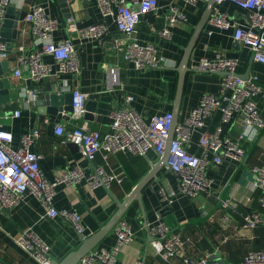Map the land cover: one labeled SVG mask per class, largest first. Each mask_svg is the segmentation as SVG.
<instances>
[{"label":"crops","instance_id":"obj_1","mask_svg":"<svg viewBox=\"0 0 264 264\" xmlns=\"http://www.w3.org/2000/svg\"><path fill=\"white\" fill-rule=\"evenodd\" d=\"M34 2H41L48 14L59 22L52 32L53 40L72 39L79 55L80 70L35 82L27 79L24 69L22 77H14L12 70L18 54L38 47L35 37L28 31L25 18L18 21L17 36L6 42L9 57L2 61L10 70L1 77L5 87L10 90L7 103L11 105L14 96H17V107L6 111L0 103V124L12 133L14 145L19 143L24 133L39 130V137L31 149L40 155L39 166L48 181H55L75 164L80 167L84 177L76 183L57 184L52 205L56 209L78 212L84 226L83 235L88 238L107 226L118 209V202L126 199L160 157L154 150H149L146 155L118 151L110 153L107 158L99 152L90 162L81 156L77 146L62 142V136L55 133L56 125L61 124L65 129L85 126L105 133L110 129L112 112L124 103L126 95L132 96L130 105L145 120L154 114L173 112L177 67L184 47L205 13L207 1L189 4L184 0H157V8L140 18L136 36L141 42L153 43L166 61L158 67L143 70L135 69L129 61H120V83L116 85L109 84L105 68L116 61L110 46L119 32L112 17L102 16L96 0H9L5 7L13 5L16 11L27 12ZM171 5L185 14V20L171 27V40L163 41L157 32L164 25ZM215 9L242 25L250 24L251 10L232 1L214 2L211 11ZM68 17H73L78 27L103 22L106 31L100 38L81 39L74 31L68 30ZM3 18L13 19L14 15L5 9ZM208 19L191 49L189 70L177 113L178 122L187 117L200 97L217 92L219 74L199 71L195 66L201 57L213 59L218 56L237 58V73L243 78L250 77L262 88L253 99L264 119V64L254 59L248 47L233 39V28L213 27ZM43 59L46 62L54 61L50 55H44ZM74 88L87 93L86 104L89 101L93 103L91 118H86L84 113L79 117L70 113L59 121H55V116L51 114H46L44 120H40L34 105L36 99L56 93L60 95L62 104V100ZM28 89L38 91L36 99L30 96ZM15 110H20V114L15 115ZM242 124L239 115L228 123H221L220 111L216 110L202 128L193 130L187 145L189 152L210 158L212 154L205 153L197 145V139L201 132H213L217 127L245 150L240 160L225 157L221 164L208 169L207 175L212 179L209 190L194 197L178 194L170 201L164 199L160 194L161 186L167 190L178 188L177 174L165 165L155 172L157 178L143 184L141 200H133L122 216L133 232V239L119 251L117 264H183L179 256L165 261L154 250L148 224L155 222L158 215L169 228L181 233L183 253L192 258H206L207 264H212L216 257L227 264H238L248 250L264 247V226L258 225L252 229L242 227L243 214L258 206V191L251 189L254 179L252 169L254 166H264V126L255 140L250 142L238 138ZM94 166L103 167V177L111 176L112 179L92 188L86 177L93 173ZM247 197L252 198L250 203H246ZM225 200L231 202L226 208L222 205ZM224 214L230 215L229 221L223 220ZM117 222L105 230L89 251L110 248L114 244ZM27 228L48 246L51 260L61 261L83 243L80 234L66 220L60 216H48L43 203L27 192L17 206L0 213V264H37L32 253L15 242L18 232Z\"/></svg>","mask_w":264,"mask_h":264},{"label":"built area","instance_id":"obj_2","mask_svg":"<svg viewBox=\"0 0 264 264\" xmlns=\"http://www.w3.org/2000/svg\"><path fill=\"white\" fill-rule=\"evenodd\" d=\"M184 1L194 4L199 0ZM220 1L223 0H214V2ZM229 1L251 10L250 24L242 25L228 14L216 9L210 13L209 24L220 29L233 28V39L242 46L248 47L254 59L264 64V0ZM8 2L9 0L0 2V18L3 17L4 7ZM96 2L102 16L112 17L119 32V36L110 46L116 61L105 68L110 85L120 83V61L131 62L138 70L164 64L166 60L159 55L155 45L150 42H141L136 36L140 18L157 8V0H96ZM24 18L28 24V31L35 37L38 47L18 54L12 70L13 76L22 77L24 69L27 72V79L35 82L49 76L78 73L80 59L76 45L70 37L60 41L52 39V32L57 29L59 22L48 14L46 7L41 2H34ZM181 20H185V14L177 7L169 6L166 21L157 32L158 37L163 41L171 40V27ZM66 23L68 30L74 31L81 39L100 38L106 31L103 22L78 27L73 17H68ZM44 55H50L54 61H44ZM8 57L7 44L0 41V62ZM237 66L238 59L232 57L198 59L195 67L199 71L221 73L219 87L216 93L200 97L187 117L174 126L166 168L177 173L178 188L167 190L161 186L160 194L164 199L170 201L178 194L194 197L209 190L212 179L207 175L208 169L221 164L225 157L240 160L244 155L243 147L229 135L222 134L220 127L213 132H201L197 139V145L205 153L212 154L210 158L187 150L193 130L202 128L206 119L214 111H220L221 123L232 121L236 115L242 118V129L238 133L240 140L254 141L264 126V119L253 99L254 95L262 91V88L250 77L245 79L236 75ZM27 92L33 99L37 98L36 89H28ZM71 92V114L79 117L85 112L88 95L78 88L72 89ZM131 100L132 96L126 95L124 103L112 112L110 129L105 133L90 130L85 126L65 129L61 124L56 125L55 133L62 136V142L76 144L81 156L90 162L99 152L107 158L110 153L118 151L146 155L149 150H154L161 157L172 126V112L154 114L145 120L132 108ZM14 114L19 115L20 110H15ZM38 137L39 130L33 129L24 133L19 143L14 145L12 133L0 124V213L17 206L23 196L30 192L43 203L48 216L62 217L77 233L83 234L81 215L76 211L56 209L52 205V197L57 184L76 183L84 177V174L75 164L65 170L55 181H48L39 166L40 155L31 149V145ZM252 172L254 179L251 189L258 191V206L243 214L242 227L246 229H252L264 223V166H254ZM103 174V167L94 166L93 173L87 176L86 180L93 188L99 183H106V180L112 179L111 176L103 177ZM251 201L252 198L247 197L246 203ZM229 204H231L229 200L222 202L225 208ZM223 220L229 221L230 215L224 214ZM148 229L152 237L151 244L163 260L170 261L179 256L183 264H207L206 258H192L183 253L181 233L169 228L159 215L155 222L148 224ZM115 236V242L110 248L92 249L76 264H117L119 251L133 239V232L125 219L118 220ZM15 242L22 249L32 253L37 264H51L48 246L31 229L20 230L15 237ZM238 264H264V248L248 250Z\"/></svg>","mask_w":264,"mask_h":264},{"label":"water","instance_id":"obj_3","mask_svg":"<svg viewBox=\"0 0 264 264\" xmlns=\"http://www.w3.org/2000/svg\"><path fill=\"white\" fill-rule=\"evenodd\" d=\"M60 2H62V0H60ZM213 3H214V0H207V6H206L205 13L201 17L198 25L195 26L194 33L192 34L187 45L184 47V53L180 60L179 66L177 67L178 79H177V85H176L175 95L173 99L172 126L169 131L166 147L164 149L163 154L160 157L159 162L154 164L151 167V170L143 177L141 182L137 184L130 193H128V196L126 197L124 201L118 202L117 211L113 214L107 226L102 231L88 238L84 237L83 234H80V237L83 240V243L81 244V246L78 249L68 253L61 261L52 260L51 264H76L79 261V259L89 251V249L94 245L97 239L105 232V230L106 229L108 230L119 219L122 218L125 210L127 209L129 204L133 200H138V201L141 200V187L143 186V184L153 178H157V175H155V172L159 170L162 166L164 165L166 166V160L169 155V144L174 135V126L178 122L177 113H178L182 95H183V86L185 82L186 73L189 70L188 61H189L191 49L193 47V44L196 41L197 36L203 29V26L207 22V19L209 18V15L213 8ZM5 9L7 11H11V13H13L14 15L13 19H8V18H3V17L0 18V41L8 42L10 39L15 38L17 36L18 21L22 20L25 17L26 12L16 11L13 5L4 7V10ZM9 70H10L9 67H5V64L3 62H0V103H2V106L6 111L15 109L17 107V99H18L17 96H14L13 103L11 105L7 103L10 98V95H9L10 90L9 88L5 87L4 82L1 77L4 73L8 72ZM216 74H221V73L218 72ZM236 75L241 76L238 73H236ZM244 78L247 79L249 77L246 76ZM60 99H61L60 95L56 93H49L47 98L41 97L34 101V105L37 107V112L40 115V120H44L46 114H51L55 116V121H59L62 117H65L72 112V105H71L72 92L65 96V100H62V104H61ZM93 110H94L93 103L91 104L90 101L87 104L85 103L84 116L86 118H91L92 116L91 112ZM69 143L74 144L72 142H69ZM74 145L77 146L76 144ZM217 258L218 257L213 259L214 261L212 264H227L225 260H220Z\"/></svg>","mask_w":264,"mask_h":264},{"label":"trees","instance_id":"obj_4","mask_svg":"<svg viewBox=\"0 0 264 264\" xmlns=\"http://www.w3.org/2000/svg\"><path fill=\"white\" fill-rule=\"evenodd\" d=\"M259 226H264V225H259ZM261 248H264V247H255L254 249H261Z\"/></svg>","mask_w":264,"mask_h":264}]
</instances>
